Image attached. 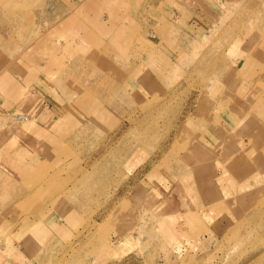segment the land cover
Here are the masks:
<instances>
[{
  "label": "rangeland",
  "instance_id": "obj_1",
  "mask_svg": "<svg viewBox=\"0 0 264 264\" xmlns=\"http://www.w3.org/2000/svg\"><path fill=\"white\" fill-rule=\"evenodd\" d=\"M83 1L111 40L85 31L84 104L69 106L82 120L45 138L53 153L19 179L29 192L2 203L0 264H264V0ZM142 76L143 98L128 85ZM89 88L113 123L89 118ZM229 149L242 159L211 166ZM223 176L231 190L214 196Z\"/></svg>",
  "mask_w": 264,
  "mask_h": 264
},
{
  "label": "crops",
  "instance_id": "obj_2",
  "mask_svg": "<svg viewBox=\"0 0 264 264\" xmlns=\"http://www.w3.org/2000/svg\"><path fill=\"white\" fill-rule=\"evenodd\" d=\"M48 3L49 0H42L38 9L34 0L0 2V214L8 208L3 202L17 203L29 192L26 183L23 180L22 184L19 183V179H28L38 162L46 161L44 155L53 153L54 146L51 147L47 140L44 141L45 138L61 141L60 138L76 135V130L72 129L77 127L76 123L82 120V116L74 113L69 106L75 103V106L81 108L84 104L83 97L79 99L77 95V84L81 85L77 75L86 71L85 66L81 65L83 59L87 58V54H84V43L82 44L89 40L85 31L91 30V34L99 36V41L111 40V35L104 33L103 28L108 23L104 15H100L102 20L94 19L88 24L82 17L90 14L87 11L90 7L85 5V1L72 0L71 5L66 6L58 0L57 9L52 12L49 11ZM75 21L79 29L86 27L84 34L81 32L77 36L76 29H71L76 25ZM64 32L69 33L64 36ZM256 47V44L251 46V50L244 57L243 66H237L239 70L243 71L248 60L256 56ZM156 64L155 61L154 71L160 72L161 69ZM95 72L97 70L94 68L89 70V73ZM139 74L145 76L147 73L144 70ZM149 75L147 80L151 81V74ZM144 76L136 78V85L128 81L131 93L142 98L147 95L142 91L146 90L142 88L143 83H146ZM63 89L67 91L63 92ZM87 91L93 93L89 92L90 95L84 98L87 103L83 107H87L91 115L89 118L96 122L113 123L115 116L105 107L103 99L92 89H86ZM67 109L71 111L66 113ZM20 113L29 117L21 127L14 125L19 122L15 118ZM221 114L226 116L225 112ZM243 117L233 119L236 123L234 128L238 125L237 121L244 120ZM225 120L223 121L227 122ZM226 152H229L226 156L227 162L221 163L219 159L211 163V166L226 164L227 168L234 158H241L234 157L230 149ZM255 161L264 167V151L257 153ZM201 166V170H205L208 163ZM194 168L196 169L195 166ZM229 181L225 176L218 178L217 182L214 181L211 185L214 196L230 192ZM218 184H223V187Z\"/></svg>",
  "mask_w": 264,
  "mask_h": 264
},
{
  "label": "built area",
  "instance_id": "obj_3",
  "mask_svg": "<svg viewBox=\"0 0 264 264\" xmlns=\"http://www.w3.org/2000/svg\"><path fill=\"white\" fill-rule=\"evenodd\" d=\"M17 116H18V117H23L21 114H18Z\"/></svg>",
  "mask_w": 264,
  "mask_h": 264
},
{
  "label": "bare ground",
  "instance_id": "obj_4",
  "mask_svg": "<svg viewBox=\"0 0 264 264\" xmlns=\"http://www.w3.org/2000/svg\"><path fill=\"white\" fill-rule=\"evenodd\" d=\"M25 115H27V114H25ZM28 119H29V117H28ZM27 121V120H26ZM2 138V137H1Z\"/></svg>",
  "mask_w": 264,
  "mask_h": 264
}]
</instances>
